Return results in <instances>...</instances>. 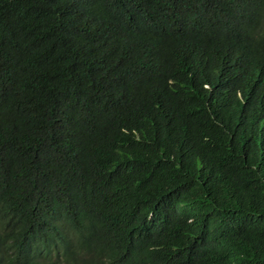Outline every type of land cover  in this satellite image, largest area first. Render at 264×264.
<instances>
[{
  "label": "trees",
  "instance_id": "obj_1",
  "mask_svg": "<svg viewBox=\"0 0 264 264\" xmlns=\"http://www.w3.org/2000/svg\"><path fill=\"white\" fill-rule=\"evenodd\" d=\"M0 264H264V0H0Z\"/></svg>",
  "mask_w": 264,
  "mask_h": 264
}]
</instances>
